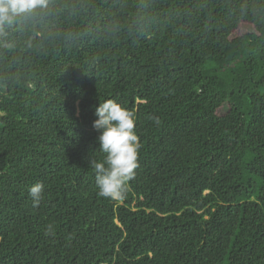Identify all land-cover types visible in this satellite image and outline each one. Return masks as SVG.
I'll return each instance as SVG.
<instances>
[{
  "label": "trees",
  "instance_id": "trees-1",
  "mask_svg": "<svg viewBox=\"0 0 264 264\" xmlns=\"http://www.w3.org/2000/svg\"><path fill=\"white\" fill-rule=\"evenodd\" d=\"M108 99L135 113L141 144L119 202L90 164ZM0 264H264V0H48L14 20Z\"/></svg>",
  "mask_w": 264,
  "mask_h": 264
},
{
  "label": "clouds",
  "instance_id": "clouds-1",
  "mask_svg": "<svg viewBox=\"0 0 264 264\" xmlns=\"http://www.w3.org/2000/svg\"><path fill=\"white\" fill-rule=\"evenodd\" d=\"M47 7L48 0H0V35L17 18H30ZM95 115L93 127L99 132V149L105 154L103 160L90 161L98 195L119 202L126 197L128 182L134 179L138 167L141 144L135 131V113L120 102L108 99L99 103ZM153 119L160 123L159 118ZM43 190L44 185L39 182L29 188L34 206L39 205Z\"/></svg>",
  "mask_w": 264,
  "mask_h": 264
},
{
  "label": "rangeland",
  "instance_id": "rangeland-1",
  "mask_svg": "<svg viewBox=\"0 0 264 264\" xmlns=\"http://www.w3.org/2000/svg\"><path fill=\"white\" fill-rule=\"evenodd\" d=\"M250 28H251L250 25L248 26V24H243L239 29L240 31L239 34L246 33L245 31H248ZM224 110H225L224 107H222L219 109V112L222 113Z\"/></svg>",
  "mask_w": 264,
  "mask_h": 264
}]
</instances>
